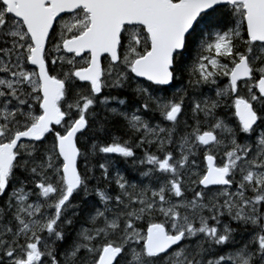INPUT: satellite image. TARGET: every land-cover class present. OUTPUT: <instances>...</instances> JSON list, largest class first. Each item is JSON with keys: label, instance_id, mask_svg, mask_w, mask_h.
Segmentation results:
<instances>
[{"label": "snow or ice", "instance_id": "snow-or-ice-1", "mask_svg": "<svg viewBox=\"0 0 264 264\" xmlns=\"http://www.w3.org/2000/svg\"><path fill=\"white\" fill-rule=\"evenodd\" d=\"M0 264H264V0H0Z\"/></svg>", "mask_w": 264, "mask_h": 264}, {"label": "flooded vegetation", "instance_id": "flooded-vegetation-1", "mask_svg": "<svg viewBox=\"0 0 264 264\" xmlns=\"http://www.w3.org/2000/svg\"><path fill=\"white\" fill-rule=\"evenodd\" d=\"M121 167H124V165H123V164H121Z\"/></svg>", "mask_w": 264, "mask_h": 264}]
</instances>
